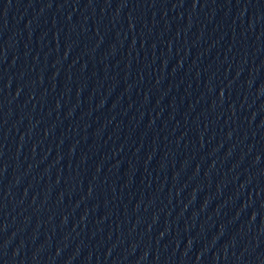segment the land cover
I'll return each mask as SVG.
<instances>
[{"label": "water", "instance_id": "obj_1", "mask_svg": "<svg viewBox=\"0 0 264 264\" xmlns=\"http://www.w3.org/2000/svg\"><path fill=\"white\" fill-rule=\"evenodd\" d=\"M0 264H264V0H0Z\"/></svg>", "mask_w": 264, "mask_h": 264}]
</instances>
